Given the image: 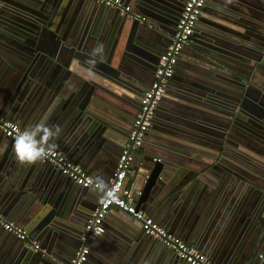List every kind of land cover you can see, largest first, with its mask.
Wrapping results in <instances>:
<instances>
[{"label": "water", "instance_id": "water-1", "mask_svg": "<svg viewBox=\"0 0 264 264\" xmlns=\"http://www.w3.org/2000/svg\"><path fill=\"white\" fill-rule=\"evenodd\" d=\"M0 1L4 2V4H0V27L2 28L0 37L6 41V44H11L14 48L2 47L14 54L18 59V63L15 64L24 70L12 97L9 100H1L0 108L6 106L9 112L14 114L13 117L19 118L22 125L26 127L41 120H45L49 127L59 126L60 133L55 139L56 142L63 140L64 146H67L65 147L67 149H64L67 156L82 166L86 167L89 158H94L99 154H107L109 158L113 156L119 158L129 142L132 122L140 109V101L137 96H141L140 92L143 91V80L136 77V74L120 69L121 67L113 68L106 65V61L108 58L114 57L117 37L124 29L130 30L132 35H135L142 43L141 45L152 46L154 51L151 50V52L158 50L157 45L162 44L167 47L175 34L176 24L184 4L182 3V7L177 13L175 12L177 15H174L172 9H168V12L161 11L152 3L138 1L139 5L146 8L145 13L138 9V11L135 10L136 3L134 1L130 4L131 10L127 12L95 0ZM209 13V10L204 6L196 25L203 21L202 19ZM136 15H140L141 18ZM219 22L221 23V21ZM196 27L189 42L183 47L181 55L190 47H194L197 35ZM156 29L163 33L161 40L151 36ZM110 32L115 34V39L112 41L114 42L113 48L112 42H108L106 38ZM5 33L6 39H4ZM49 37L52 40H47ZM68 41H71V44ZM234 41L236 46H233L232 50L235 52L226 50V62L218 59L222 57L216 53L214 45L210 44L201 49L199 60L193 62L186 78L182 80L183 85L177 92L176 99L173 102H168L166 107L163 104L165 95L169 92V84L172 80H178L175 78L181 72L178 66L179 58L175 73L168 81L166 92L155 111L153 123L147 132L148 134L155 128L161 129L158 124H154L156 115L161 117V113H163V117H167V122L179 121L184 125L189 124V128L195 129V132H192L195 140L205 147L213 148L214 152L217 150L221 155L223 147L226 146V157L228 162L233 164V166H226V173L228 172L229 175L237 173L232 168L235 167V164L246 163V161H242L239 153H247L246 147L253 144V141L264 145V104L260 103L263 107L261 112L257 113L252 109L256 106L260 107L258 105L260 101L252 97V92L256 91L259 94L264 92V43L248 46L240 40ZM98 42L104 44V57L95 65H91L88 63L89 52ZM64 45L70 47L69 56H63ZM158 54L155 62L148 61L146 64L147 70L153 74L159 61L160 53ZM118 55L122 56L124 53H118ZM227 55L230 57L228 58ZM124 56L122 58L125 62L131 61ZM45 57L50 60V65L42 69L41 78H35L24 68L29 65L28 68L31 69L35 58L44 59ZM72 59L76 61L77 66L79 65L77 68L70 65ZM242 63L245 64V70L239 67L242 66ZM2 66H4L3 61L0 59V67ZM225 68L226 73H223ZM2 73L3 75H1ZM2 73H0V82L8 76V70H3ZM33 77L34 79H31ZM130 80H134L135 83L131 84ZM118 88H122L119 89L121 96L114 99L110 91ZM224 92L227 102H222L219 97ZM166 125L169 126V124ZM75 129L81 130L83 137L75 142L72 141L73 138L70 142L67 141L70 138L67 134ZM116 129H120L125 135L124 141L121 142L119 137L112 134ZM165 131L171 132V129L165 128ZM6 139H9L8 150L4 154L0 153V156L3 154L0 158V200L3 202L5 196L13 194V192L21 195V198L22 196L27 198L30 200L32 214L36 218L34 222H38L41 218L39 227L44 229L53 222L56 216L61 214L64 203L79 199L80 194L79 192L73 193V188H70L71 183L64 180V192L58 195L53 190L49 191L46 196L38 198L34 183L32 188L28 181L29 178L33 180L32 182H36L38 179L33 173L35 169L39 168L41 172H48L51 169L55 173L57 182L61 181V178L64 179L65 175L56 166L53 165L57 170L53 167L50 168L48 165L52 164L42 160L32 162L34 164L23 170L21 169L22 165L16 169L9 166L7 168L6 159L11 152L10 141L13 140L8 137ZM113 140L118 144L113 143ZM2 144L0 139V147ZM143 146H146L144 142L138 149ZM253 148L255 150L262 149L250 146V149ZM117 149L118 151H116ZM147 153L149 157L146 159L144 169L138 171L136 175L135 182H137L140 191L135 193L133 200L138 209L156 215L161 210L160 207L170 206L173 204L172 201L179 200L184 194H188L187 183L190 182V179L182 184L183 181L178 182L176 186L172 181L167 182L166 185L163 180L164 178L168 179L164 172L167 158L156 152L147 151ZM213 153H211L212 156H214ZM260 153H264V150L262 149ZM244 157V160H250L247 156ZM138 158V153L134 152L130 167L134 161H138ZM114 171H112L111 177ZM213 172L215 171L213 170ZM70 181L73 180L70 179ZM5 186L7 187L6 193L2 190ZM78 187V191L92 190V188L80 185ZM34 197L38 199H34ZM97 197L95 204L87 203L88 200H85L86 202L82 200L87 208L89 206L90 215L97 207L99 194ZM35 203H40L38 211L39 205L37 207ZM110 209L120 212L124 216L122 221L126 222L125 219H127L134 222L136 225L133 226L134 229L141 235V224L131 214L116 206ZM262 228L264 229V223ZM82 233L83 231L79 237L77 232H71L69 235L70 244H75L79 237V246ZM106 237L109 235L105 232L92 243ZM256 239L258 242H262V238ZM156 241L161 242L159 239ZM19 242L24 245L23 241L13 234H6L0 241L2 248H0V253L10 256L15 252L17 256L18 254L21 256V250L15 246ZM192 244L196 245V243ZM258 245V243L252 244V249L243 264H264V258H261V253L257 249ZM126 246V244H122L123 248L119 249V253H122ZM26 249L29 252L25 253V259L29 264L45 262L41 250L33 251L28 247ZM40 249L43 248L40 246ZM75 250L69 258L74 255ZM169 251H171V259H173L172 263L176 262V258L180 259L172 249ZM37 254L42 256L38 258L42 260L41 262L35 258L39 257ZM103 256L112 264H122V261H117L118 258L113 256L111 251H103ZM57 258L61 260L60 263L68 262V259ZM183 262L184 260L180 259V263ZM53 264L59 263L53 262Z\"/></svg>", "mask_w": 264, "mask_h": 264}, {"label": "crops", "instance_id": "crops-1", "mask_svg": "<svg viewBox=\"0 0 264 264\" xmlns=\"http://www.w3.org/2000/svg\"><path fill=\"white\" fill-rule=\"evenodd\" d=\"M123 1L129 5L134 1L136 3L134 5L135 10L138 9L142 13L146 12V8L139 5L137 1L152 3L161 11L168 12V9H172L174 15H177L176 13L182 7V3H185V0H177V2L175 0ZM2 3L4 4V2L0 1V4ZM205 6L210 13L202 19L203 21L196 25L197 35L193 44L194 47H190L187 51H184L180 57L178 66L181 72L175 78L178 80H172L169 84V92L165 95V103L163 104L166 107L168 106V102H173L176 99V94L179 92L180 87H182L181 85H183L182 80L186 78L193 62L199 60L201 49L206 48L210 44L214 45L216 53L222 57L218 59L226 62V50L234 51L232 50V47L236 46L234 40H240L248 46L264 43V0H206ZM1 31L2 28L0 27V35ZM114 36L115 34L110 32L106 36L107 41L111 43L115 39ZM151 36L161 40L163 33L161 30L156 29ZM6 38L5 33L4 39ZM68 43L71 44V41H68ZM141 44L137 37L132 35L130 30L124 29L117 37L114 57L108 58V61H106V65L113 68L121 67L120 69L136 74V77L143 80V91L140 92L142 94H140L141 96H137L139 101L144 91L151 84L154 76L150 70H147L146 64L148 61L151 63L155 62L159 55L158 53L161 54L166 48L162 44L157 45L158 50L151 52V50L154 51L152 46ZM2 46L4 48L7 46L9 49L14 48L13 45L6 44V41L0 37V59H2L4 65L0 67L2 68L0 73L3 70H8V76L0 82V102L1 100H9L12 97L24 72L22 68L16 65L18 59L14 54L8 52ZM113 46L114 42H112V48ZM69 48L68 45H64L63 56H69ZM122 52L125 56L118 55V53ZM123 56L128 57L131 61L125 62L122 58ZM227 57L229 58L230 56L227 55ZM34 61L31 64V69L28 68L29 65L24 68L31 75H34L35 78H41L42 69H45L47 66L49 67L50 60L45 57L44 59L35 58ZM70 65L73 68L79 66H77L76 61L73 59ZM241 65L239 66L240 69L245 70V64L242 63ZM223 73H226V68ZM34 77L31 79H34ZM130 83L134 84L135 81L130 80ZM119 89L122 88L110 91L114 99L121 96ZM219 97H221L222 102H227L225 92ZM252 97L260 101L258 102L260 107L256 106L252 109L257 113L261 112L263 107L260 103L264 104V92L262 91L259 94L253 91ZM223 104L226 105V103ZM0 115L17 121L24 128L26 127L22 125L19 118L13 117L14 114L9 112L6 106H3L2 109L0 108ZM160 116L157 117L156 115V123L154 124H158L161 129L155 128L146 134L144 139L146 146L135 151L138 153L139 158L130 167L125 180V186L134 191V196L136 192L139 193L140 188L137 182H135L136 175L138 171L144 169L146 159L149 157L147 151L156 152L160 156L167 158L164 172L167 174L168 179L164 178L163 180L166 185L169 181H172L174 186H176V183L183 181L181 182L182 184L187 179H190V182L187 183L188 194H184L179 200L172 201L173 204L170 206L165 208L160 207L159 209L161 210L156 215L150 214L162 227L184 239L187 243L195 246L202 252L204 251L203 253L217 264H243L246 262L253 243H258L257 249L261 254H264V229L262 228V224L264 223V153H260L262 149L264 150V145L258 141H253V144L251 143L250 146L257 147V149L261 147L262 149L255 150L254 148L250 149V146L246 147L247 153H239L242 161H246V163H234L235 167L232 168L237 173L229 175L228 172L226 173V166H233V164L230 161L228 162L226 157V146L223 147L221 155H219L217 150L214 152L213 148L205 147L195 140L192 133L195 132V129L189 128V124L184 125L179 121L167 122V117H163V113ZM166 124H169V126ZM165 128H170L171 132L165 131ZM112 134L119 137L121 142L125 140V135L120 129H116ZM67 136H70L67 141L70 142L71 138H73L72 141L75 142L80 140L83 134H81V130L75 129L73 132H69ZM0 139L3 142L0 147V153L4 154L8 150L9 139H6V136L1 132ZM55 139L57 137H54L49 142L50 145L67 156V153L64 151V149H67L65 148L67 146H64V141L60 140L56 142ZM12 142L10 141L11 145ZM113 143L118 144L114 140ZM244 156H247L250 160H244ZM114 157L109 158L107 154H99V156L89 158L86 167L80 165L93 176H103L109 182L111 173L114 171L118 160L117 156ZM202 157H205V159H202ZM6 160L7 168L9 166L12 169H16L22 165L21 169L23 170L27 166L30 167L31 164H34H20L16 162L12 152L7 156ZM48 166L51 168L53 164ZM53 168L57 170L56 167ZM33 173L38 179H36V182H32L33 180L29 178L28 181L32 188L34 183L38 198L46 196L49 191L53 190L59 195V193L64 192V182L68 180L71 183L70 188H73V193L79 192V199L64 203L61 214L56 216L53 222L44 229L39 227L41 218L38 222H34L36 218L32 214L30 200L23 198V196L21 198V195L17 192L6 195L3 202L0 200V212L8 220L29 231V239L36 241L43 248L42 255L45 262L42 264H53V262L64 264L60 263L61 260L57 257L63 260L68 259V262L65 263L68 264L71 258L69 256L73 253L75 247L78 246L79 235L85 227L87 217L90 215L89 206L87 208L82 203V200L84 202L88 200L87 203L95 204L98 198L97 194L89 189V191L86 189L85 192L78 191V185L70 181L66 176L63 177L64 179L60 177L61 181L57 182L55 173L51 169L48 172H41L38 168ZM65 188L67 189L68 187L66 186ZM2 190L6 193L7 187L5 186ZM38 198L34 197V199ZM35 204L37 207L39 205L38 211L40 203ZM80 212L81 214H79ZM123 217L118 211L111 209L108 211L104 223L105 232L108 233L109 237L91 244V254L85 264H112L103 256V251L106 250L111 251V254L118 258L117 261H122V264H188L185 261L180 263L181 258L178 255L177 257L180 259L175 257L176 262L172 263L173 259H171V251H169L171 249L166 247L162 241H156L157 238L148 237L142 231V228L140 230L141 235H139L140 232L136 231L133 227L136 226L134 222L125 219L126 223L122 221ZM73 231L77 232L79 237L75 244H70L69 235ZM6 234L9 233L0 225V241ZM256 238H262V242H258ZM28 242L23 241L24 245L20 242L18 245L14 243L21 250V256L19 254L17 256L15 252L10 256L0 253V264H29L28 260L25 259V255L29 252L26 248L35 250L28 245ZM192 243H196V245ZM122 244H126L127 246L122 253H119V249L123 248ZM38 256L35 258L41 262L42 260L38 258L42 256ZM261 258H264V256Z\"/></svg>", "mask_w": 264, "mask_h": 264}, {"label": "built area", "instance_id": "built-area-1", "mask_svg": "<svg viewBox=\"0 0 264 264\" xmlns=\"http://www.w3.org/2000/svg\"><path fill=\"white\" fill-rule=\"evenodd\" d=\"M99 3L114 7L123 12L131 10V5L123 0H95ZM206 0H185L183 10L176 24V31L171 43L160 54L158 65L149 87L144 91L140 100V109L132 122L129 142L123 149L117 160L113 176L109 185L115 186L118 198L115 201H101L90 215L83 233L80 244L68 264H85L91 253V243L100 235L105 233V217L111 207L124 210L131 214L141 224L142 230L151 237L162 241L166 247L172 249L182 260L188 264H217L208 256L203 254L195 246L187 243L184 239L169 232L150 214L138 209L134 202V191L125 186V180L133 160L134 152L142 145L145 136L153 123L155 111L166 92L167 84L174 75L176 65L180 58L183 47L189 42L195 31V27ZM140 17V15H136ZM24 129L17 121L0 115V132L6 137L14 140L16 134ZM46 156L42 161L49 162L56 166L62 174L69 177L77 185L91 188L89 181L94 177L86 171L79 163L68 158L63 152L51 146L50 143L45 149ZM0 225L19 240L28 242L29 232L22 226L8 220L0 212ZM28 245L35 251L41 250L36 241L28 242ZM44 251V250H43ZM261 257L264 254H260Z\"/></svg>", "mask_w": 264, "mask_h": 264}, {"label": "clouds", "instance_id": "clouds-1", "mask_svg": "<svg viewBox=\"0 0 264 264\" xmlns=\"http://www.w3.org/2000/svg\"><path fill=\"white\" fill-rule=\"evenodd\" d=\"M104 52L103 42L96 43L89 52L88 63L95 65L101 61ZM59 133V126L49 127L45 120L25 127L16 134L11 145V152L15 161L20 164H30L43 160L46 156V147ZM89 184L92 190L99 194L101 201H115L118 198L115 186H110L103 176H94Z\"/></svg>", "mask_w": 264, "mask_h": 264}, {"label": "flooded vegetation", "instance_id": "flooded-vegetation-1", "mask_svg": "<svg viewBox=\"0 0 264 264\" xmlns=\"http://www.w3.org/2000/svg\"><path fill=\"white\" fill-rule=\"evenodd\" d=\"M142 94V93H141Z\"/></svg>", "mask_w": 264, "mask_h": 264}]
</instances>
